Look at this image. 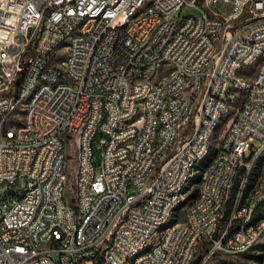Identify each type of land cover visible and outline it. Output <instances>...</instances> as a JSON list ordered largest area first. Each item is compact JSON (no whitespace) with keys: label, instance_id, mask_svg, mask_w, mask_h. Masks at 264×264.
<instances>
[{"label":"built area","instance_id":"obj_1","mask_svg":"<svg viewBox=\"0 0 264 264\" xmlns=\"http://www.w3.org/2000/svg\"><path fill=\"white\" fill-rule=\"evenodd\" d=\"M263 57L264 0H0V264H127L185 197L187 165L240 96L197 201L137 264L253 250L264 222L246 220L263 207L251 190L264 191V174L248 199L240 188L264 161ZM251 62L258 70L241 71ZM43 78L54 87L22 114Z\"/></svg>","mask_w":264,"mask_h":264},{"label":"bare ground","instance_id":"obj_2","mask_svg":"<svg viewBox=\"0 0 264 264\" xmlns=\"http://www.w3.org/2000/svg\"><path fill=\"white\" fill-rule=\"evenodd\" d=\"M115 22H108L106 24V32H114ZM66 45V38H56L55 46ZM258 70V62L242 63L241 71H256ZM56 84H64V77H56ZM48 87H54V80L51 78H43V82L34 81L31 86H28L26 92L22 97V114H29V109L31 104L35 103V100L39 97L42 90H47ZM227 111H220V118L218 120L212 121V126L209 129V143L207 149H201L193 155V161L190 165H187V172L182 177V184L175 188V196H185L176 198L173 200L169 209H167L166 214L162 221L156 222V231L150 240L142 242L133 250L127 253V264H137L138 258L141 256H148L154 250L159 249V246L166 239V235L169 234V230L174 228L178 221H174L177 217L180 208L187 203H194L197 201V195L194 198L190 197L191 191L194 185L197 186L198 192H200V181L203 180L205 172L208 171V164L203 166V162L209 156V153L213 147L215 133L221 124L223 116ZM136 119H143V112H136ZM231 122V121H230ZM135 116L126 115L125 124H134ZM219 146V143L218 145ZM217 157V151L212 158ZM260 158H264V150H260ZM200 174V180L194 183V178ZM264 174V161H259L253 164L251 169V175L246 178V187L240 188V199H248V189H256L258 183L260 182L261 175ZM264 183V176H263ZM252 198H264L263 190H251ZM188 205V204H187ZM185 206V205H184ZM187 207V206H186ZM179 217V216H178ZM264 222V211L258 214V209L255 210V215H250L249 219L246 220V227H255L256 225H262ZM263 239V238H262ZM261 239H257V243ZM201 242H194V249H199ZM197 251H190L188 256V264H192L195 254Z\"/></svg>","mask_w":264,"mask_h":264},{"label":"rangeland","instance_id":"obj_3","mask_svg":"<svg viewBox=\"0 0 264 264\" xmlns=\"http://www.w3.org/2000/svg\"><path fill=\"white\" fill-rule=\"evenodd\" d=\"M220 5L224 6V4L222 2H220ZM228 7H230L229 4H227V8ZM196 14H198V10L196 8L189 7V6H185L183 8V10L181 11L182 16H190V15H196ZM261 63L264 65V57L261 59ZM242 102H243V99H242V96H240L237 100L232 102L231 106L229 107V109L227 110L225 115L223 116L221 124L219 125V127L215 133V136H214L213 147L209 153V156L211 158L215 154V152L217 151V145L219 143L218 137L224 133V131L228 127L230 121L236 116V113H237L239 107L242 105ZM70 151L72 152V154L75 153L74 148H72ZM96 160H98V156L96 157ZM76 164H77L76 160H73L70 162V169L73 173L75 172ZM23 184H24V182H22V185ZM196 188H197V186L194 185L191 193L195 192ZM1 192H3L2 187H0V193ZM187 204L188 203L186 202L184 204L185 206L183 205L180 208V210L178 211L177 217L174 219V221H178L179 217L182 218L184 216V211H185ZM263 211H264V209H263ZM257 244H258V247H256L254 250L244 252V253H238V254L222 253V252L216 253L215 255H212V258L206 264H258V263H255L253 261V259H251V255L255 252H259V253L264 254V247H263L264 238L261 239ZM199 249H201V245H200ZM200 259L201 260L203 259V253L202 252L198 253V251H197V253L195 254L194 260H200ZM260 264H264V262L260 263Z\"/></svg>","mask_w":264,"mask_h":264},{"label":"trees","instance_id":"obj_4","mask_svg":"<svg viewBox=\"0 0 264 264\" xmlns=\"http://www.w3.org/2000/svg\"><path fill=\"white\" fill-rule=\"evenodd\" d=\"M216 153V152H215ZM214 156V155H213ZM212 156V157H213ZM212 158L210 157V156H208L206 159H205V161L203 162V166H205V165H207L209 162H210V160H211ZM199 180H200V174H198L195 178H194V183H197V182H199ZM236 189H237V185L235 186V188H234V191H233V195H232V197L230 198V200L228 201V203H227V210H226V213H225V215H224V218H223V221L225 222L227 219H228V217H229V215H230V213H231V210H232V206H233V196H234V193H235V191H236ZM197 192H198V188H196V191L195 192H193V193H191L190 194V197L191 198H194L196 195H197ZM263 209H264V203H263V207H261L260 209H258V214H261L262 212H263ZM256 247H258V244L255 246V248ZM263 247H264V244H263ZM254 248V249H255ZM253 249V250H254ZM251 259H253V261L255 262V263H258V264H260V263H263L264 262V254L263 253H259V252H255V253H253L252 255H251ZM201 260V259H200ZM200 260H193L192 261V264H198L199 263V261ZM203 260V259H202ZM201 260V261H202ZM198 261V262H197Z\"/></svg>","mask_w":264,"mask_h":264}]
</instances>
